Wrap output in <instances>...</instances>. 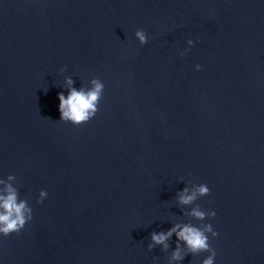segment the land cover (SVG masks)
Segmentation results:
<instances>
[{"label":"water","instance_id":"1","mask_svg":"<svg viewBox=\"0 0 264 264\" xmlns=\"http://www.w3.org/2000/svg\"><path fill=\"white\" fill-rule=\"evenodd\" d=\"M69 79L105 86L78 127ZM7 184L32 220L0 235V264H202L175 234L149 249L177 224L212 225L214 264H264V0H0Z\"/></svg>","mask_w":264,"mask_h":264},{"label":"clouds","instance_id":"2","mask_svg":"<svg viewBox=\"0 0 264 264\" xmlns=\"http://www.w3.org/2000/svg\"><path fill=\"white\" fill-rule=\"evenodd\" d=\"M135 37L139 41L141 46L147 43V36L143 30H137ZM189 48L193 46L191 40L188 41ZM186 53H181L184 55ZM196 70L200 71L201 66L197 65ZM66 83L70 87L69 94L65 97L62 93L58 95L59 99V112L60 120L71 122L74 126H80L88 123L93 119L98 112V104L101 101L104 92V84L99 79L91 80V89L85 91L83 89L77 91L71 88L73 81L67 80ZM13 176H9L8 180H13ZM209 188L204 185H198L194 191L189 194V190L186 188L179 195V203L181 205H189L197 200L198 197H204L209 195ZM5 194H0V235L7 237L11 234H19L25 225L32 220V209L28 206L26 200H18L17 191L11 186V184L5 185ZM40 199L37 203H42L47 198V193L41 191L39 193ZM191 215L199 220L213 218L215 212L202 211L197 207L191 213ZM210 233L213 238L217 236V233L213 231L211 224H206L202 229L192 227L189 225L177 224L171 228L168 232L153 233L152 245H149L151 249L154 245H163L164 249H167V241L176 235L178 241H182L191 254H199L201 252L210 253L202 264H214L215 250L210 247L209 236ZM172 260H181L180 246L177 245V250L172 253Z\"/></svg>","mask_w":264,"mask_h":264}]
</instances>
